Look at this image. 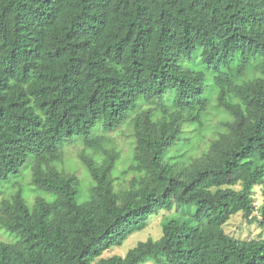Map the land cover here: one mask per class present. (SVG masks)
<instances>
[{"label":"trees","instance_id":"1","mask_svg":"<svg viewBox=\"0 0 264 264\" xmlns=\"http://www.w3.org/2000/svg\"><path fill=\"white\" fill-rule=\"evenodd\" d=\"M256 186L264 216V0H0V264H264V239L223 229ZM185 207L193 226L104 257Z\"/></svg>","mask_w":264,"mask_h":264},{"label":"rangeland","instance_id":"2","mask_svg":"<svg viewBox=\"0 0 264 264\" xmlns=\"http://www.w3.org/2000/svg\"><path fill=\"white\" fill-rule=\"evenodd\" d=\"M107 137L111 140L112 145L120 153V162H118L117 168L115 169L113 176L118 177L120 172L126 167L127 161L132 155V147L134 140L131 136L130 130L126 127H120L117 130L107 134ZM82 144L79 140H74L67 143L62 148L64 154V168L67 172L76 173L82 181L80 193L78 194L77 201L79 203L86 202L88 198V190L90 187V178L82 166L78 154L82 150ZM121 177V186H127L126 177ZM23 184L24 198L32 203L34 196H42L41 193L36 192L32 189L28 180L18 181V184ZM238 188V187H237ZM4 195H0L1 198ZM253 198L255 205V212L253 213L252 219L247 221L243 218L242 213H238L230 218V220L223 227L225 233L235 239L239 240H251V239H264V216L260 211V207L263 204L261 196V186H256L253 190ZM194 209L187 207L177 211L176 209L171 212L165 210L159 211L158 214L151 216L147 222L146 228L140 232H136L129 236V238L123 243L120 248H113L104 254V257H111L113 255L125 256L129 249L133 248L138 242H143L149 238L158 240L162 236V222L167 217L168 219L179 220L187 223L190 226L194 225L192 213ZM0 240L10 241L11 236L8 233L0 229ZM144 264H152L151 262H145Z\"/></svg>","mask_w":264,"mask_h":264}]
</instances>
